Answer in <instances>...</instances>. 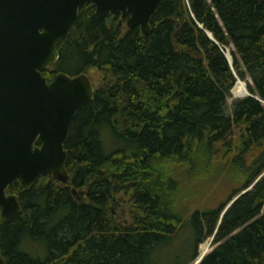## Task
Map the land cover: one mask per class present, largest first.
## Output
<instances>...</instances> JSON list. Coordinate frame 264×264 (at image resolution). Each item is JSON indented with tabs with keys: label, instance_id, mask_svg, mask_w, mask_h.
Segmentation results:
<instances>
[{
	"label": "trees",
	"instance_id": "trees-1",
	"mask_svg": "<svg viewBox=\"0 0 264 264\" xmlns=\"http://www.w3.org/2000/svg\"><path fill=\"white\" fill-rule=\"evenodd\" d=\"M57 52L47 80L86 74L94 93L64 144L68 182L7 188L21 211L0 220L4 264H191L209 236L199 264H264V0H163L148 34L83 4ZM232 70L251 96L229 114Z\"/></svg>",
	"mask_w": 264,
	"mask_h": 264
},
{
	"label": "water",
	"instance_id": "water-1",
	"mask_svg": "<svg viewBox=\"0 0 264 264\" xmlns=\"http://www.w3.org/2000/svg\"><path fill=\"white\" fill-rule=\"evenodd\" d=\"M162 1L0 0V216L4 222L20 213L17 196L5 193L9 185L19 184L25 191L46 174L68 182L64 144L75 114L92 100L94 87L86 74L71 77L59 72L48 81L42 72L58 59L57 45L67 37L79 8L92 5L96 17L117 14L127 27L138 25L148 34L151 17ZM0 264H4L1 256Z\"/></svg>",
	"mask_w": 264,
	"mask_h": 264
},
{
	"label": "rangeland",
	"instance_id": "rangeland-1",
	"mask_svg": "<svg viewBox=\"0 0 264 264\" xmlns=\"http://www.w3.org/2000/svg\"><path fill=\"white\" fill-rule=\"evenodd\" d=\"M227 47L231 49V58H230L229 61L228 60L227 61H228L229 66L231 68H233L232 67L233 66L232 65L233 64V55H232V53H234V48H233L232 45L226 46L224 48H227ZM224 48H223V52H224ZM233 73H234V71H233ZM234 75H235V78H236L235 83L237 81H241L243 83V85H245V87L242 84H239V82H238V87H237V83H236V88H235V90L233 92H232V89H233L235 83H234L233 87L230 89V91L228 93V96H227V102H226V104H227L226 105V112L229 113V114H231L232 105H233V103L235 101H237L239 99H243V98L251 95L249 90H248V86L251 85L250 78L246 74H245V77L242 78V79H240L235 73H234ZM87 76L90 78L92 84L94 85V83H95L94 79L91 78L89 75H87ZM246 90H247V93H246ZM240 94H243V95H240ZM225 190L226 189H224V188H223V190H221L220 186L218 187L217 193H216L217 199H220L222 197V195L224 194ZM74 196H75V198L77 200H79V199L80 200H84V191L80 190V189H76V192L74 193ZM126 201L127 200H125V199H120V201L113 208L114 209L113 212L116 215L117 219L121 218L124 221H128L129 216H127V215L129 213V210H128V204H127ZM214 201H212L211 198H210L209 200L206 201V205H212V204L215 203ZM213 247H214L213 236L205 237L201 241V243L197 246V257L194 260V262H192L191 264H195L196 260H198L200 257L203 258L208 252H210L212 250ZM201 248H202V252L203 253L206 251V253L203 256H199Z\"/></svg>",
	"mask_w": 264,
	"mask_h": 264
},
{
	"label": "bare ground",
	"instance_id": "bare-ground-1",
	"mask_svg": "<svg viewBox=\"0 0 264 264\" xmlns=\"http://www.w3.org/2000/svg\"><path fill=\"white\" fill-rule=\"evenodd\" d=\"M227 50V49H226ZM228 51V50H227ZM224 54H225V52H224ZM228 54H229V58H231V56H230V53H229V51H228ZM226 56V55H225ZM227 57V56H226ZM228 59V58H227ZM229 60V59H228ZM238 82H241V81H237L236 83H237V86H238ZM236 83H235V88H236ZM244 87H245V85H243ZM246 89V88H245ZM235 90V89H234ZM233 90V91H234ZM232 91V92H233ZM246 93H247V90H246ZM240 95H243V94H240ZM206 253V251L203 253V252H201L200 253V255L199 256H203L204 254ZM202 254V255H201Z\"/></svg>",
	"mask_w": 264,
	"mask_h": 264
},
{
	"label": "flooded vegetation",
	"instance_id": "flooded-vegetation-1",
	"mask_svg": "<svg viewBox=\"0 0 264 264\" xmlns=\"http://www.w3.org/2000/svg\"><path fill=\"white\" fill-rule=\"evenodd\" d=\"M9 186H10V185H9ZM9 186H8V187H9ZM8 187H7V188H8ZM71 189H72V188H71ZM74 189H75V188H74ZM6 191H7V189H6ZM6 191H5V193H6V194H9V193H7ZM70 191H71V190H70ZM75 192H76V189H75ZM15 196H16V195H15ZM19 204H20V203H19ZM20 211H21V209H20ZM17 215H18V214H17ZM17 215H16V216H17ZM12 219H13V218H12ZM0 220H1L2 222H4V221L1 219V216H0ZM8 222H9V221H8Z\"/></svg>",
	"mask_w": 264,
	"mask_h": 264
}]
</instances>
